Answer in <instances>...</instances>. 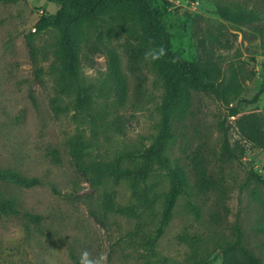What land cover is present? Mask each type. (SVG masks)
Segmentation results:
<instances>
[{
    "label": "rangeland",
    "instance_id": "rangeland-1",
    "mask_svg": "<svg viewBox=\"0 0 264 264\" xmlns=\"http://www.w3.org/2000/svg\"><path fill=\"white\" fill-rule=\"evenodd\" d=\"M154 6L163 11L173 51L201 68L216 67L217 83L240 92L233 99L230 91L227 104L224 95L190 88L188 115L173 117L164 154L186 187L164 227L169 171L156 165L145 179L117 176L145 168L142 156L162 127L166 89L141 54L140 25L116 15L80 21L73 78L60 55L59 28L37 31L42 18L54 23L60 6L0 0V171L40 180L25 188L0 179V200L19 210L0 214V264H81L84 252L92 260L103 256L101 264H222L237 223L244 246L264 264V185L250 175L264 178V152L242 139L231 116L237 108L264 130V90L254 100L264 78V0ZM195 158L214 182L205 193L196 186Z\"/></svg>",
    "mask_w": 264,
    "mask_h": 264
},
{
    "label": "trees",
    "instance_id": "trees-1",
    "mask_svg": "<svg viewBox=\"0 0 264 264\" xmlns=\"http://www.w3.org/2000/svg\"><path fill=\"white\" fill-rule=\"evenodd\" d=\"M19 2L20 0H5ZM60 6L58 15L51 23L48 19L42 18L37 24V31L43 32L53 24L57 26L61 33L60 55L64 63L65 72L77 78L79 74V46L74 33L75 27L80 21H89L97 17L118 16L121 19H132L136 21L144 36L145 46L141 50L146 58L156 55L157 59H152V64L158 70L162 78L166 95L162 105V127L155 143L148 148L142 156L145 168L142 170L118 171V178L140 175L145 179L150 176L154 166L159 165L169 171L172 187L165 197L163 210V227L171 216L177 198L183 194L186 181L181 171L170 168V161L165 156V150L172 138L173 117L184 119L191 108L192 96L190 88L195 90L224 95L227 104L230 91L234 92V98L240 92L232 86L222 82L218 84L220 72L216 67L201 68L198 64L184 60L173 51L172 37L164 24L163 11L154 6L155 0H49ZM228 20L234 17L227 16ZM262 33V30H261ZM42 70H39L40 75ZM264 90V78L261 91L257 94L255 101L258 100ZM79 103H84V97L79 99ZM231 116L237 117L236 124L243 140L264 152V130L261 129L258 120L253 116H239L237 108L231 109ZM226 155L233 154L228 140L224 147ZM53 161L58 164L61 162L58 151H52ZM196 186L201 192H207L214 186V182L209 178L203 159L195 158L192 161ZM117 173V172H116ZM251 178L264 185V178L254 172H250ZM0 179L11 181L25 188H32L40 184L38 178H24L19 174L0 171ZM121 212V209H118ZM0 214L7 216H18L19 210L12 201L0 200ZM28 218L37 223L41 217L27 215ZM162 227V228H163ZM161 230V229H160ZM235 243L227 245L223 251L222 264H262L243 243V232L239 223L235 226ZM237 252L242 254L238 255Z\"/></svg>",
    "mask_w": 264,
    "mask_h": 264
},
{
    "label": "clouds",
    "instance_id": "clouds-1",
    "mask_svg": "<svg viewBox=\"0 0 264 264\" xmlns=\"http://www.w3.org/2000/svg\"><path fill=\"white\" fill-rule=\"evenodd\" d=\"M156 55H152V59H157ZM103 256L96 258L95 260L89 259V254L84 252L81 259V264H101L103 261Z\"/></svg>",
    "mask_w": 264,
    "mask_h": 264
}]
</instances>
